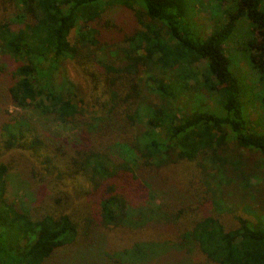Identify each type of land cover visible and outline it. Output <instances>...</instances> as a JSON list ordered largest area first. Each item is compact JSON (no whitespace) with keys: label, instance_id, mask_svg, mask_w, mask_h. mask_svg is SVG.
Masks as SVG:
<instances>
[{"label":"trees","instance_id":"16d2710c","mask_svg":"<svg viewBox=\"0 0 264 264\" xmlns=\"http://www.w3.org/2000/svg\"><path fill=\"white\" fill-rule=\"evenodd\" d=\"M200 6L0 0V264H264V209L251 203L264 191V132L247 129L227 57L246 20L264 84V0H238L205 36ZM66 61L86 95L61 74ZM17 155L68 185L67 209L34 215L7 199ZM180 164L195 187L161 178ZM116 232L141 240L106 251Z\"/></svg>","mask_w":264,"mask_h":264},{"label":"rangeland","instance_id":"374dc122","mask_svg":"<svg viewBox=\"0 0 264 264\" xmlns=\"http://www.w3.org/2000/svg\"><path fill=\"white\" fill-rule=\"evenodd\" d=\"M200 1L202 2V6L197 8L198 14L195 16V22L197 27L202 28L201 32L205 36L212 31L213 28L216 27L217 29H220L223 27L228 20L227 15L234 11L235 4L238 0H214V2H211V0ZM236 31L237 32L231 39L232 41L229 45L230 48H233V50L228 52L227 56L230 61L229 68L231 73H233L238 79L237 81L239 86L242 87L240 95L242 116L247 122L248 131L251 133H262L264 132V84L260 81L259 77L256 76L255 71L252 69L249 60L250 53L248 50H245L246 47H244L245 44H247V41L253 38L252 26L246 20H242L238 23ZM61 72V74L66 75V77L76 86L82 95H86L88 93L86 81L76 72V69L73 67L71 62L66 61L65 64L62 65ZM201 92L204 94L206 93L203 89H201ZM205 96L208 98L207 94H205ZM152 100L155 101L153 98ZM196 106H198V104H196L194 108H196ZM13 111V108H9V112ZM51 128L60 133L62 135V139L68 144L75 140L76 132L72 129H69L68 127H58L57 125H53ZM254 153H247L245 157H248L251 160H257L259 156ZM21 157L22 156L17 155V160L14 161L17 165H11L12 169L7 183V199L10 202L22 205L34 215L36 213H38V215H42L48 212H59L67 209L64 203H71L74 200L71 199V197L69 198L70 192L65 191L68 189V185L66 183L60 185L52 182L51 178H46L43 175V172L39 167L34 169L30 163L26 164V160L19 163L18 160H20ZM10 160L11 157H8L7 161ZM251 167L252 166H249V169H251ZM194 170L195 169L189 171V169H187V165L180 164L175 168L166 169L164 171L165 174L163 173L160 176L165 183H171L180 188H183L181 186L191 185L195 187V181L192 174V171ZM262 172L264 173V167H262ZM194 176L199 177V175L196 174H194ZM250 187L252 188V186ZM193 190L194 189L191 191ZM252 191L257 193L258 198L255 197L252 199L251 203L257 204L256 207L259 208L258 210L264 209V191L259 192L257 189H253ZM151 195L152 197L146 200L148 202L144 203L147 204L152 202L159 204L162 197V191L155 194L151 193ZM91 200H93L91 196L84 198L80 207L82 209H87L90 204L85 202ZM261 204L262 207L258 206ZM75 205L76 204H74V206ZM205 213L208 214L209 211ZM223 222L229 228L232 226L230 217H223ZM138 240L141 239L136 235L125 236L117 232L115 235L110 234V246L109 248H106V251H111V249L118 250L126 246L131 247L133 242Z\"/></svg>","mask_w":264,"mask_h":264}]
</instances>
